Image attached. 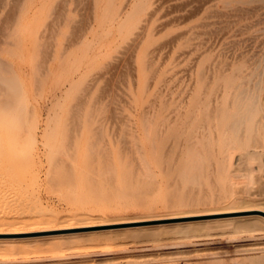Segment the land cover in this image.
<instances>
[{
	"label": "rangeland",
	"instance_id": "rangeland-1",
	"mask_svg": "<svg viewBox=\"0 0 264 264\" xmlns=\"http://www.w3.org/2000/svg\"><path fill=\"white\" fill-rule=\"evenodd\" d=\"M154 1L132 0L125 5L123 11H120L124 6L123 2H126L124 0H0V24L4 26V31L0 32V107L9 105L2 112L9 123L12 122V117L21 120L16 129L7 130H22L31 135L33 132L36 133V138L33 139L31 136V141L0 145V159H10L12 162L10 165L15 166L20 179L16 188L10 185L6 186L7 188L5 185L0 186V207H3L0 209L5 210L4 213H0V224H3L0 225V264H264V120L261 121L262 118L264 119V110L260 109L264 107V38L261 39L262 36L264 37V30H260L263 29L264 20H259L264 16L260 14L261 11L264 12V0H260L263 3V6L262 3L259 4L262 8L256 5L259 0H253L255 4L253 2L248 4L249 0H228V2L161 0V3L164 1L160 3L161 5L158 1ZM157 2L159 6L155 7L158 5ZM205 4L207 6H203ZM222 4H225L226 8H223ZM211 5H214L215 9L222 8L223 14L220 13L222 16L218 17V12L222 11L217 9L218 11L215 12L214 6ZM247 5L249 10H246ZM230 6H234L233 11L240 9L234 12L236 15L232 14L231 10L228 12ZM251 6L256 7L254 8L256 12ZM151 8H154V14L148 11L152 10ZM205 8H210V11ZM241 10H245L242 12L244 18L239 14ZM246 11L248 14L249 11H254L256 14L251 12L250 15L256 17L251 15L250 19H245L248 15ZM226 12L231 13L232 16ZM237 12L242 16L243 21L241 16L238 17L241 20L237 19ZM146 13L148 17L152 15L153 23L150 17L149 20L146 18ZM212 13L216 15L215 18L212 17ZM170 14L175 15L172 17ZM226 14L230 21H235L231 25L229 18H227L228 23L223 20L226 19ZM170 16L171 18L179 16V19L173 21ZM230 16L236 19H231ZM217 17L223 19L217 21ZM208 18L216 22L208 24L210 19L208 22L204 21ZM141 19L149 21L146 22L147 26L145 25L148 29H145L144 25L139 26L145 24ZM250 20L253 22L256 20L258 24L254 25ZM258 20L262 22L259 23ZM160 21L167 26H157ZM222 21L223 24L225 22L224 25ZM250 22L254 26L250 27ZM197 23H201L199 24L201 28L206 24L202 28L206 30L201 31ZM9 24L12 25L11 31H8ZM149 24L152 26L148 27ZM226 24L230 26L229 31L227 30L229 26ZM153 25L160 30L157 31ZM192 25H196L199 29ZM211 25H215L217 29H210ZM189 26H192L193 30ZM239 26L243 28L242 32L241 29L236 30ZM244 26L249 27L244 28ZM223 27L226 29V31L223 29L225 33L221 32ZM141 28H144L143 31L140 30ZM249 28L253 31L258 28L260 31L249 33L252 32ZM184 30L186 32L189 30V34L196 33L193 35L199 41L200 37H197L199 34L202 40L215 39L212 44L214 48L211 46V41L209 44L212 48L209 44L203 45L208 41L201 40L202 42H198L201 49L196 47L194 51V45L189 44L192 47L190 51L191 47H187L188 44L185 43V38L188 36L184 34L186 32L182 33V36L185 35L184 38L179 37ZM140 31H146L145 34L149 31V37H143L145 41L142 39L143 43L138 45L140 38L136 33L140 34ZM203 31L208 33L205 34ZM229 33L233 35L229 36ZM170 34L172 39L174 36L177 37L173 39L175 40L173 43H176L174 52ZM246 36L251 41L253 39V42L251 43ZM186 39L189 40V37ZM191 39L187 43L193 41L194 44L195 40ZM229 40L233 42L240 40V42H234L236 47H232L234 43L232 41L233 44L230 43ZM241 41L242 43L245 41L243 46ZM226 42L230 43L232 48ZM160 43L165 46L162 47ZM68 44H71V47H67ZM153 44L161 45L157 47L160 48L157 49L159 52L157 56L154 55L157 50L154 51ZM177 44L179 46H176ZM184 44L192 53L191 55L188 52L187 55L190 53L193 58L202 50L199 57L202 60L198 59L200 63H194L193 58L192 61L187 60L189 58L185 59L190 63L185 64L183 61L181 63L177 59L179 56L177 58L174 56L177 62L172 60L171 53L177 55L178 53L175 52H183L180 48H184ZM126 45L129 49L125 47ZM221 45L222 47L227 45L229 48L227 46L226 49L219 48ZM161 47L167 52H163ZM208 47L211 48L210 51ZM150 49L153 51L151 53L154 59L156 56V62L154 60L151 68L148 67L149 71L146 72L143 68H147L144 61H146L145 57L149 60L147 54L150 53ZM146 50L148 53L144 56ZM252 51H256L257 55L254 52V56ZM150 54L151 58L153 55ZM168 54L171 57H168L169 61L166 58ZM217 55L221 58L226 56L223 58L226 64L221 60L223 62L221 65L218 62V58H221ZM236 55H239L237 61ZM162 56L166 58L165 62L161 60ZM183 56V59L188 57L186 54ZM113 57H118V62L111 75H104L108 84L92 88V82L101 75L105 65L112 61ZM246 57L250 59L246 60ZM140 58L143 59L139 60ZM182 58L179 57L181 60ZM158 59L163 61L161 67L165 71L157 66L160 65ZM210 60L212 64H209ZM245 60L246 62H243ZM215 61L220 65L215 66ZM175 62L181 64L175 66ZM192 63H194L193 67L190 66ZM204 65L207 66L206 69L211 65L212 70L227 65L226 69L222 67L225 70V78H228L233 69L232 71L240 74L238 76L240 78L236 79L238 82L247 81L246 83L251 85L248 87L246 84L251 89H248L247 102L246 99L242 102L248 108L246 103H249V100L252 103L256 100L253 106L249 104V109L252 110H247L250 121L247 118V121H243V124L234 131V134L239 133L240 137L243 134V138L240 139L238 136L237 138L231 131L230 134L233 135L228 136L229 139H233L231 142L234 144L227 143L238 150H234L235 153L233 148L230 149L232 153L234 152V157L243 151L256 148L255 151L262 154V163L257 158L247 157H242L243 159H239L241 162H237L233 157L228 164L229 160H226L225 153H221L226 145L222 146L223 141H220L222 136L216 137L217 143H215L212 140L214 136H210L205 129L200 128L201 130L197 129L200 133L195 132L197 127L188 126L187 129L184 124L186 127L183 128L182 122L172 123L165 128L156 124L153 126L152 123L149 128L140 125L142 111L148 109L147 106L153 105L147 100L154 99L155 92H159L163 86L160 79L167 78L163 74H168L169 78L174 74L172 72L176 73L179 70L178 72L182 73V69L185 68L184 75L188 77L186 73L188 71V74L193 73V76L197 69L204 70L206 67ZM153 67L157 68L154 70ZM176 67L178 70H174ZM180 67L182 69H179ZM212 70L208 69L212 72H210L211 76L207 70H204L207 71L204 75L209 73L206 76L212 77L214 73ZM155 71L156 74L152 75L151 72ZM151 75L153 77L156 75L154 77L156 80L148 77ZM184 75L182 74L181 77H185ZM180 76L176 77L181 78ZM250 76L253 78L251 79ZM147 77L153 80L150 88ZM189 78H185L186 81L181 78L185 83L180 81L181 84L178 82L177 85L170 84L171 87L173 85L177 87L173 86V89H176L170 91L176 98L186 87ZM157 80L160 81L159 84ZM256 84L260 88L254 93L253 88ZM182 86L185 87L178 94L180 91L178 89ZM85 89L88 90L87 101L83 103L79 115L73 120V107ZM163 89L164 86L161 98L166 100L169 95ZM5 99H12L15 102L5 103ZM259 115L261 117H258ZM254 119L261 121L263 127L257 125L260 123ZM242 126L246 129L244 130ZM145 128L149 129L148 133H144ZM156 128L159 129V136L156 135L158 132ZM250 128L251 131L248 132ZM44 129L45 134L42 135L41 130ZM213 130L210 129L211 133H215ZM192 132L195 134L193 135ZM202 132L205 134L201 136ZM196 133L201 137L204 136L203 140L198 134L195 136ZM257 135H261L258 141L263 142L262 148L258 147V142L257 147L253 149L251 146L255 143ZM228 136L224 142L228 140ZM150 138L154 145L150 143ZM189 138L194 139L193 142L196 140L195 144L191 139L188 140ZM235 140L240 141L237 142V146ZM210 147L212 150L209 149ZM141 153L140 158L138 155ZM223 157L226 164L221 159ZM4 218H7L6 221ZM71 247L73 250L70 249ZM49 249H52V252ZM42 250L46 253L41 252ZM30 251L36 252L28 253ZM19 253L22 255L19 256Z\"/></svg>",
	"mask_w": 264,
	"mask_h": 264
},
{
	"label": "bare ground",
	"instance_id": "bare-ground-1",
	"mask_svg": "<svg viewBox=\"0 0 264 264\" xmlns=\"http://www.w3.org/2000/svg\"><path fill=\"white\" fill-rule=\"evenodd\" d=\"M124 1H126V2H123L124 3V6L122 7V8H120L121 10L120 11H123L124 10V8H125V5H127L128 3H131V1L130 0H124ZM155 1H158L159 2V4L161 3V0L159 1V0H155ZM154 1V2H155ZM164 1H167V0H164ZM163 1V2H164ZM171 1V0H170ZM219 1V0H218ZM217 1V2H218ZM225 1H227L228 2V0H225ZM247 1V0H246ZM256 1V0H255ZM255 1H251V0H249L247 3L249 4V3H251V2H253L254 4H255ZM158 2H157V4H158ZM162 2V3H163ZM210 2V1H209ZM213 2V1H212ZM227 2H225L226 3V6H227ZM231 2V1H230ZM161 3V4H162ZM211 3V2H210ZM233 3V2H232ZM234 3H235V1H234ZM237 3V2H236ZM245 3V2H244ZM247 3H245V4H247ZM258 4H256L257 6L260 4L261 5V1L259 0L258 2H257ZM159 4L158 5H155V7H157V6H159ZM160 4V5H161ZM204 4V3H203ZM207 4V3H206ZM203 5V6H207V5ZM238 4V3H237ZM236 4V5H237ZM187 5V4H186ZM192 5V4H191ZM216 5V4H215ZM223 5V4H222ZM225 5V4H224ZM223 5V8L225 7ZM233 5V4H232ZM235 5V6H236ZM251 5V4H250ZM256 5H254V6H256ZM259 5V6H260ZM151 6H152V3H151ZM200 6V5H199ZM212 6V5H211ZM214 6V5H213ZM212 6V7H213ZM228 6H229V4H228ZM248 6V5H247ZM256 6V7H257ZM258 6V7H259ZM262 6H263V3H262ZM188 8H189V6H187ZM231 7V9L229 8V7H227V10H228V8H229V11L228 12H231V11H233L232 10V8H234V6L232 7V6H230ZM237 7V6H236ZM239 7V6H238ZM256 7H254V8H256ZM258 7H257V9H258ZM261 7V6H260ZM264 7V6H263ZM226 8V7H225ZM246 8V7H245ZM253 8V6H251V9H253L254 11L256 10V9H254ZM262 8V7H261ZM261 8H259V9H261ZM152 9V8H151ZM158 9V8H157ZM157 9H155V10H157ZM206 9V8H205ZM205 9H203V10H205ZM213 9V8H212ZM214 9H215V6H214ZM213 9V10H214ZM218 9V8H217ZM215 9L214 11L215 12H217L218 10L219 11H222V8H221V10L220 9ZM242 9V8H241ZM153 10H154V8L152 9V10H148L149 12L150 11H152L153 12ZM206 10H209L210 11V8H207ZM231 10V11H230ZM236 10H240L239 8H237ZM235 9H234V11L232 12V14L236 11ZM246 10H249V6H248V8H246ZM262 10V9H261ZM119 11V12H120ZM200 11H201V9H200ZM225 11V10H224ZM245 11V10H244ZM244 11H239V12H241V13H239V14H242L243 15V18L245 17V15L242 13V12H244ZM254 11H251V12H254ZM118 12V13H119ZM228 12H226L227 14H231V13H228ZM248 11H246L245 13L246 14H248L247 13ZM250 11H249V16L247 15V17L245 18V19H248L249 17L251 18V15L252 16H254L253 14H251L250 15V13H251ZM256 12V11H255ZM254 12V14H256ZM258 12V11H257ZM148 13V12H147ZM147 13L145 14V16H146V18L148 19L149 17H150V20L152 19L151 18V13H150V15L151 16H147ZM155 13V11L152 13V14H154ZM203 13V12H202ZM223 14V11L222 12H218V17H220V15L221 14ZM236 13V12H235ZM234 13V15H236ZM120 14V13H119ZM176 14V13H175ZM175 14H172V15H175ZM206 14H208L207 12H206ZM210 14V13H209ZM213 14V13H212ZM225 14V13H224ZM225 15L226 16V19H223V18H216V20L218 19L219 21H220V19H223L224 21L226 20V23H228L227 22V18H229V16L228 15ZM232 14H231V16H232ZM260 14L262 15H264V12H260ZM149 15V14H148ZM169 15V14H168ZM171 15V14H170ZM171 15V16H172ZM177 15V14H176ZM179 15H181V14H179ZM237 15H238V12H237ZM257 15H259V13L257 14ZM154 16V15H153ZM163 16H165V15H163ZM171 16H170V18H171ZM211 17L210 15H207V17ZM214 16V18H215V14H213L212 15V17ZM222 16V15H221ZM224 16V15H223ZM230 16V17H231ZM241 15H238L237 16V19H238V17H240ZM120 17H121V15H120ZM168 17V16H167ZM172 17H174V16H172ZM176 17V16H175ZM206 17V18H207ZM236 17V16H235ZM254 17H256V16H254ZM259 17V16H258ZM257 17V18H258ZM264 17V16H263ZM263 17H260L259 18V20H264L263 19ZM145 18V19H146ZM181 18V17H180ZM214 18H212V19H214ZM225 18V17H224ZM233 18H234V16H233ZM232 17H231V19H233ZM243 18H242V16H241V19H242V21H243ZM249 18V19H250ZM144 19V18H143ZM143 19H141V21L143 20ZM160 18H157V20H159ZM162 19V18H161ZM168 19H169V17H168ZM172 20L173 19H175V20H177V19H179V16H178V18H171ZM209 19L210 18H208V20H204V21H209ZM234 19H236V18H234ZM240 19V18H239ZM238 19V20H239ZM240 19V20H241ZM244 19V20H245ZM255 18H253V20H254ZM149 20V19H148ZM145 21V20H143V22L145 23V24H140L139 26H145L146 25V22L148 23L149 21ZM201 20V19H200ZM211 20V19H210ZM215 20V19H214ZM216 20H215V22H216ZM217 20V21H218ZM229 20V22H230V24L229 25H231V23H234L235 21H230V18L228 19ZM237 20V21H238ZM257 20V19H256ZM256 20L253 22L252 20H250L251 22H253L254 23V25L256 24ZM258 20V21H259ZM174 21V20H173ZM178 21V20H177ZM261 21V22H262ZM176 22V21H175ZM210 22L211 23H215V22H213V20H211V21H209V23L208 24H210ZM240 22V21H239ZM245 22H246V20H245ZM245 22H244V24H245ZM250 22V27L251 26H254V25H252L253 23H251ZM260 21H259V23H261ZM151 23V22H150ZM152 23H153V19H152ZM156 23V22H155ZM159 23H161V21L160 22H158V24ZM163 23V22H162ZM161 23V24H162ZM172 23V22H171ZM222 24H223V21L221 22ZM220 23V24H221ZM238 23V22H237ZM139 24V23H138ZM157 24V26H165V25H158ZM199 24H201V23H199ZM198 23H197V26L199 25ZM205 24V23H204ZM203 24V25H204ZM218 24V23H217ZM220 24H218V25H220ZM224 24H225V22H224ZM223 24V25H224ZM240 24V23H239ZM243 24V25H244ZM257 24H258V22H257ZM256 24V25H257ZM217 25V27H219V29H221V27L220 26H218ZM227 26H229L228 24H226ZM238 25V24H237ZM243 25H242V27H243ZM147 26V25H146ZM146 26H145V29H148V28H146ZM150 26H152V25H150L149 24V26L148 27H150ZM154 26V25H153ZM156 26V25H155ZM154 26V27H155ZM167 26V25H166ZM193 26V25H192ZM191 26V27H192ZM196 26V25H195ZM195 26H193V27H195ZM195 27V28H197V29H199L198 27ZM202 26V25H201ZM205 26H206V24H205ZM205 26H202V28L203 27H205ZM209 26V25H208ZM208 26H207V28H208ZM212 26V27H211ZM209 28L211 29V28H215L213 25H211ZM236 26V25H235ZM190 27V26H189ZM190 27V28H191ZM193 27H192V30H193ZM199 27H200V25H199ZM249 27V26H248ZM247 26H244V28H248ZM139 28V27H138ZM156 28V27H155ZM201 28V27H200ZM200 29L201 31L202 30H206V28L205 29ZM225 27H223L222 28V30H221V32L223 31V29H224ZM227 28V27H226ZM230 28V26L227 28V30ZM235 28V27H234ZM260 28H261V26H260ZM142 29H144V28H141L140 30H142ZM188 29V28H187ZM217 28H215V30H216ZM218 29V30H219ZM231 29H232V27H231ZM240 30L241 28H240V26H239V28H236V30ZM243 29V28H242ZM241 29V32L243 31ZM249 29H251V28H249ZM248 29V30H249ZM255 29V28H254ZM258 29V28H257ZM255 29V31L257 32V31H263L264 30V24H263V29L261 28L260 30L258 29ZM156 30L157 31H159L160 30V28L158 29V28H156ZM190 30V29H189ZM189 30H187V32L184 30V31H182L181 32V34L179 35V37L181 36V37H183L184 38V36L185 35H188L187 37H189V40L192 38V39H194L195 40V43L193 44L192 42L191 43H187V41H189L188 39H186L185 38V40H186V44H188L187 45V47H189L190 45L189 44H191V46L192 45H194V48H193V50L195 51L196 50V47H199L200 48V46H198L199 45V43H200V41L202 40V36H197V37H200V41L199 40H196L195 38L196 37H194V35L193 34H196V33H192V35H191V33L189 34ZM191 30V31H192ZM225 31H226V29H224ZM230 30V29H229ZM228 30V31H229ZM235 30V29H234ZM235 30V31H236ZM143 31V30H142ZM149 31H151V30H149ZM148 31V32H149ZM154 31V30H153ZM234 31V32H235ZM250 31H252V32H249V33H253V32H255V31H253L252 29L250 30ZM138 32H139V30H138ZM146 32V31H145ZM145 32H141L140 31V34H138V33H136L137 35H138V37L140 38L139 39V43H138V45L139 44H141V43H143L142 42V39H144L143 37H149V34H148V32H147V34H145ZM184 32H186V33H184ZM194 32V31H193ZM197 32H199V30L197 31ZM204 32V31H203ZM212 32V31H211ZM214 32V31H213ZM215 32H217V31H215ZM218 32H220V31H218ZM217 32V33H218ZM224 32V31H223ZM239 33V35H240V31H238ZM245 32H247V29H246V31ZM244 32V33H245ZM264 32V31H263ZM152 33V32H151ZM151 33H150V35H151ZM176 33V32H175ZM182 33H184L185 35H183L182 36ZM205 34H207L208 33V31H205L204 32ZM225 33V32H224ZM223 33V34H224ZM227 33V32H226ZM258 33H260V32H258ZM133 34H134V32H133ZM132 34V35H133ZM135 34V35H136ZM142 34H144V35H142ZM216 34V33H215ZM223 34H221V36H223ZM230 34H232V33H229V36H230ZM234 34H236V33H234ZM256 34V33H255ZM141 35V36H140ZM191 35V36H190ZM216 35H220V34H216ZM233 35V34H232ZM237 35V34H236ZM241 35H243L242 33H241ZM247 36H251V34H246ZM257 35V34H256ZM259 35V34H258ZM257 35V36H258ZM260 35H261V33H260ZM134 36V35H133ZM154 36V35H153ZM203 36H204V34H203ZM207 36V35H206ZM211 36V35H210ZM215 36V35H214ZM235 36V35H234ZM246 36V37H247ZM249 36V37H250ZM173 37V36H172ZM178 37V38H179ZM217 37V36H216ZM218 37H220V36H218ZM237 37V36H236ZM249 37H247L248 39H249V41H251L250 40V38ZM255 37V36H254ZM254 37H252V38H254ZM168 38V37H167ZM169 38H171V34H170V37ZM177 39V37H173V39ZM220 38H222V37H220ZM220 38H219V40H220ZM229 38V37H228ZM231 38H232V36H231ZM239 38V37H238ZM243 38V37H242ZM262 38H264L263 36L261 37V39ZM133 39V38H132ZM150 39V38H149ZM152 39V38H151ZM172 39V38H171ZM171 39H170V41H171ZM172 39V47H173V52H174V45L176 44V43H173V41L175 42V40H173ZM181 39V38H180ZM191 39V40H192ZM198 39V38H197ZM211 39V38H210ZM212 39H213V37H212ZM223 39V38H222ZM237 39V38H236ZM244 39H245V36H244ZM243 39V40H244ZM260 39V40H261ZM169 40V39H168ZM182 40H184V39H182ZM203 40H205V38H203ZM202 40V41H203ZM218 40V39H217ZM217 40H216V45H217ZM223 40H225V39H223ZM242 40V39H241ZM256 39H254V41H255ZM144 41H145V39H144ZM149 41H151V40H149ZM160 41V40H159ZM177 41V40H176ZM181 41V40H180ZM201 41V42H202ZM205 41H208V40H205ZM209 41H211V40H209ZM208 41V43L207 42H205V43H203V45L204 44H209L210 42ZM213 41H215V39H213ZM213 41H211V46H213V48H214V45H212L213 44ZM230 41V40H229ZM228 41V42H229ZM232 41V40H231ZM230 41V43H232ZM259 41V40H258ZM148 42V41H147ZM167 43L169 42V41H166ZM178 42V41H177ZM183 42V41H182ZM196 42H197V44H196ZM199 42V43H198ZM220 42V41H219ZM228 42H226V44H228ZM235 42V41H234ZM233 42V43H234ZM236 42H240V40L239 41H237L236 40ZM235 42V43H236ZM245 42V41H244ZM244 42L242 43V41H241V43H242V46H243V44H244ZM247 42V41H246ZM253 42V39H252V41H251V43ZM261 42H263L262 40H261ZM136 43V44H137ZM146 43V42H145ZM163 43V42H162ZM170 43V42H169ZM168 43V44H169ZM214 43V44H215ZM230 43L228 44V46L230 47ZM232 43V44H233ZM233 44V45H231L232 47H236L235 45L236 44ZM255 43V42H254ZM258 43V42H257ZM127 44H128V42H127ZM157 44V43H156ZM156 44H153L154 46H155V48H154V46H152L151 47V49H155L154 51H156L158 48L157 47H160L161 45H162V47L163 46H165L164 44H161L160 46H156ZM171 44V43H170ZM180 44V43H179ZM179 44H177L176 46H179ZM225 44V43H224ZM248 44V43H247ZM250 44V43H249ZM259 44V43H258ZM257 44V45H258ZM129 45V44H128ZM182 45V44H181ZM180 45V46H181ZM196 45V46H195ZM200 45H202V43L200 44ZM241 44H239V46H240ZM251 45V44H250ZM253 45V44H252ZM260 45V44H259ZM261 45H263V44H261ZM185 44H184V48H180V49H182L183 50V52H175L177 55H174V54H172L171 52H169V50H168V52L169 53H171V56L173 55V58H172V60H174V61H176L177 59H178V61H180L181 63H182V61L186 64V63H190V61H188V62H186L187 60H191L192 61V53L190 52V51H192V47L190 48L191 50L190 51H188V48L186 47L185 48ZM209 46H210V44H209ZM210 46V47H211ZM218 46V45H217ZM227 46V45H226ZM225 46V47H226ZM227 46V48H229ZM125 47H127L128 48V46L126 45ZM131 47V46H130ZM136 47V46H135ZM135 47H133V49L135 48ZM162 47H161V50L164 52L165 50H163L162 49ZM206 47H207V45H206ZM206 47H205V49H206ZM224 47V46H223ZM222 47V45H221V47H219V48H223ZM224 47V48H225ZM232 47H230V48H232ZM257 48L259 47V48H261L260 46H256ZM264 47V46H263ZM177 48V47H176ZM204 47L202 46V49H203ZM209 48V47H208ZM212 48V47H211ZM211 48H209L208 50L210 51V49ZM241 48V47H240ZM245 48V47H244ZM124 49V48H123ZM129 49V48H128ZM130 49H132V48H130ZM137 49V48H136ZM151 49L149 50V52L151 53V52H153V51H151ZM160 49V48H159ZM158 49V50H159ZM179 49V50H180ZM184 49H185V51H184ZM198 49V48H197ZM201 49V48H200ZM226 49V48H225ZM236 49V48H235ZM234 48H233V50H235ZM255 49V48H254ZM124 50H126V49H124ZM142 50V49H141ZM145 50V49H144ZM158 50H157V52L154 54V55H156L157 53L159 54V52H158ZM219 50V49H218ZM221 50V49H220ZM224 50V49H223ZM232 50V49H231ZM230 50V51H231ZM241 50V49H240ZM239 50V51H240ZM260 50V49H259ZM259 50H258V52H259ZM131 51V50H130ZM176 51H178V49H176ZM202 51V50H201ZM201 51H200V53H198L194 58H193V61H194V63L195 62H197L196 64H198V63H200V62H198V59H199V57L201 56ZM229 51V52H230ZM165 52H167V51H165ZM188 52H190L191 53V55H190V53L187 55V53ZM226 52H228V51H226ZM235 52V51H234ZM255 52V54H256V51H254ZM253 51H252V54L254 53ZM141 53V52H140ZM148 53V51L146 50V52H145V55L144 56H146V54ZM149 53V54H150ZM182 53H184L183 55L185 56V54H186V56H188V57H185L184 59L182 58ZM218 53V52H217ZM221 53V52H220ZM223 53H225V52H223ZM241 54L243 53L242 51L240 52ZM259 53H262V52H259ZM130 54V53H129ZM149 54H147V56H148V58H149V60L145 57V60L146 61H144V62H146V64H148V65H146V64H144L145 66H147V68L148 67H150L151 66V64H153L154 63V60L156 59V56H155V59H154V55L151 53L150 55L152 56L151 58L149 57ZM162 54V53H161ZM180 54V55H179ZM195 54V52L193 53V55ZM208 54H209V52H208ZM216 54V53H215ZM215 54H213L214 56H215ZM219 54V53H218ZM226 54V53H225ZM229 54V53H228ZM232 54V53H231ZM244 54V53H243ZM242 54V55H243ZM248 54V50L246 51V55ZM141 55V54H140ZM169 56H166V58H167V60H168V57H170V54H168ZM191 57H190V56ZM250 55V54H249ZM254 55V54H253ZM257 55V54H256ZM264 55V54H263ZM136 56H137V54H136ZM174 56H176V58H177V56H179L180 58H182V60L181 59H179V57L175 60V57ZM183 56V57H184ZM205 56V55H204ZM214 56H213V58H214ZM228 56V55H227ZM237 56V55H236ZM236 56H235V58L234 59H236ZM251 56V55H250ZM255 56V55H254ZM130 57V56H129ZM141 57V56H140ZM143 57V56H142ZM161 57V55H159V58ZM163 57V56H162ZM217 57H220V56H218L217 55ZM226 57V56H225ZM225 57H220L221 59H219L218 58V62H220V64L221 63H223L222 61H224V59L223 58H225ZM241 57V56H240ZM138 58V57H137ZM166 58L164 59V57H163V59H161V60H163L164 62H165V60H166ZM171 58V57H170ZM187 58H189V59H187ZM191 58V59H190ZM213 58H211V59H213ZM237 58L238 59H236V61L237 60H239V55L237 56ZM247 58V57H246ZM132 59V58H131ZM131 59H130V61H131ZM133 59H134V57H133ZM141 59H143V58H140L139 60H141ZM185 59H187V60H185ZM205 59H207V58H205ZM230 60H232V58H229ZM250 59V58H249ZM248 58L246 59V60H249ZM253 59H255V58H253ZM160 59H158V61H159ZM161 60H160V65L158 64H156L157 66H160L161 67V63L163 62H161ZM185 60V61H184ZM199 60H202V59H199ZM220 60V61H219ZM222 60V61H221ZM246 60L245 61H243V62H246ZM133 61V60H132ZM135 61V60H134ZM148 61V62H147ZM158 61H157V63H158ZM169 61V60H168ZM174 61H171V62H174ZM214 61V60H213ZM217 61V60H216ZM215 61V62H216ZM255 60H253V62H254ZM258 61V60H257ZM155 62H156V60H155ZM177 62V61H176ZM175 62V66L176 65H178V63H180V62H178V63H176ZM202 62V61H201ZM218 62H216L215 64V66H217V64H218ZM232 62V61H231ZM233 62H234V60H233ZM134 63V62H133ZM140 63V62H139ZM180 63V64H181ZM194 63H192V65L190 64V66H192L193 67V64ZM206 64H207V62H205ZM255 63V62H254ZM142 64H143V62H142ZM185 64H184V66H185ZM209 64H212V61L210 60L209 61ZM214 64V63H213ZM220 64H218V65H220ZM223 64H226V61H224V63ZM231 64V63H230ZM140 65V64H139ZM155 65V66H156ZM167 65V64H166ZM187 65H189V64H187ZM208 65V64H207ZM222 65V64H221ZM227 65H229V63L227 64ZM227 65H225V66H219V67H217V69H214L213 67V70L210 68L211 67V65H209L208 67V69H210V70H212L214 73H213V75H212V77H208V76H206V75H208L211 71H208V69H206L207 68V66L206 65H204V66H206L205 68H204V70H207L209 73L208 74H206V75H204L207 71H204V70H199V69H194V70H196L195 71V74L192 76V74H190V72H189V74H188V71L186 72L187 73V75H189L188 77H190L189 79H188V82L186 83V87L185 86H182V88L180 89H178V90H180L179 91V93L178 94H180L181 93V90L183 89V87H185L184 88V90L182 91V93L180 94V96L178 97V98H176V96L174 95V93H171L170 91H171V89H173V86L171 87L170 86V84H175L176 83V85H177V82H178V84L180 83V81H181V83L183 82V80L181 79V78H184V80L186 81V79L185 78H188L187 76H185L184 74V71L186 70L185 68V70L184 69H182L183 68V64L181 65V67L179 68V69H182L183 70V72L181 73V76H182V74L185 76V77H181L180 76V73L178 72L179 70L177 69L178 67H176L174 70H178L176 73L175 72H172V73H174L173 75H171V76H169V78H168V74H163V76H165L166 75V79L164 80L163 78V80L162 79H160V81H161V84L164 86V92H165V90H166V94H168L169 95V98L168 99H166V100H163L162 98H161V93H163V91H162V88H163V86L160 88V90L162 91V92H160V90H159V92L158 91H156V90H154V91H156L155 92V95H153V98L154 99H152V98H150L149 100H147V101H150L151 103H153V105H150V106H152V108L150 107V106H147L148 107V109H144L143 111H142V113H141V115H140V113H139V115H140V125L141 126H143V127H147V128H149V126H150V124L152 123L153 124V126L156 124V126H162V127H166V126H168V125H170V124H172V123H175L176 124V122H182L183 124V126L182 125H180V126H182L183 128L184 127H186L187 126V129H188V126H195V127H197L196 128V130H195V132L197 131V129H205V131L207 130L208 132H209V134H210V136L211 135H213L212 137L214 138H212V140H214L215 141V138L216 137H219V136H222V139L220 140V141H223V143H222V146L224 145V144H226V145H224V149H223V151L221 152V153H225V157H227V159L226 160H229V162H228V164L229 163H231L230 161H232V158L234 157L233 156V153L235 152L236 153V151H238V150H236L235 148H233L232 146L230 147L229 146V144L227 143V142H229V143H233V142H231L233 139L232 138H230L229 139V136L228 135H230L231 136V134H230V132L232 131L233 132V134L235 133L234 131H235V129H238V126H241V124H243V121H247V116H249L248 115V113H249V111H247L248 109H249V104H252L251 106H253L254 104H255V101L256 100H252L253 101V103L249 100L248 102L249 103H246V105L248 106V108H246V106H244L243 105V101H244V99H246V101L245 102H247V99H248V89L250 90L251 88H248V87H250L251 85L249 84H247L248 82L247 81H244V83H245V85H244V83H242L241 81L240 82H238L236 79H237V77L238 76H240V74H238V73H235V71H232L231 70V72H230V75L228 76V78H225V75L226 74H224L225 73V70H223V68L222 67H224L225 69H226V66ZM250 65V64H249ZM136 66V65H135ZM134 66V67H135ZM171 66L173 67V64H171ZM174 66V67H175ZM189 66V67H190ZM196 65H194V67H195ZM202 66V65H201ZM203 66V67H204ZM248 65H246V68H248L247 67ZM141 67V66H140ZM143 67V66H142ZM187 67V66H186ZM144 69H146V72L147 71H149V68H148V70H147V68H145V67H143ZM151 68V67H150ZM154 68V70L157 68V67H153ZM153 68H152V70H153ZM169 68H171V67H169ZM216 68V67H215ZM220 68V69H219ZM228 68V67H227ZM161 69H162V67H161ZM164 69H165V67H164ZM172 69V68H171ZM188 69V68H187ZM256 69V68H255ZM263 69V68H262ZM261 69V70H262ZM151 70V69H150ZM151 70V71H152ZM153 70V71H154ZM163 70V69H162ZM161 70V71H162ZM170 70V69H169ZM173 70V71H174ZM181 70V71H182ZM189 70V69H188ZM190 70H192V68L190 69ZM193 70V71H194ZM229 70V69H228ZM228 70H226V71H228ZM251 70V69H250ZM159 71V70H158ZM160 71V72H161ZM163 71H165V70H163ZM166 71H168V69H166ZM192 71V72H193ZM241 71H243V70H241ZM254 70H252V72H253ZM145 72V73H146ZM250 72V71H249ZM248 72V73H249ZM259 72V71H258ZM261 72V71H260ZM140 73V72H139ZM152 73V75L153 74H156V71L155 72H151ZM151 73H149V74H151ZM166 73V72H165ZM168 73V72H167ZM177 73H179V74H177ZM212 73V72H211ZM211 73H210V76H211ZM254 73V72H253ZM262 73V72H261ZM141 74V73H140ZM179 75L181 78H177L176 76L177 75ZM242 74V73H241ZM256 74H258V73H256ZM255 74V75H256ZM148 76L149 78H153L154 79V77L156 76ZM159 75H160V73H159ZM243 75V74H242ZM255 75H253L254 77H255ZM261 75V74H260ZM147 76V75H146ZM253 76L251 77V79L253 78ZM257 76V75H256ZM134 77H135V75H134ZM136 77H138V76H136ZM148 77H147V79H148ZM159 77V76H158ZM208 77V78H207ZM238 78H240V77H238ZM146 79V78H145ZM178 79H181V80H179L178 81ZM136 80H137V78H136ZM152 80V79H151ZM151 80H149L148 79V84H149V87L148 88H150V84L152 85V81ZM154 80H156V78L154 79ZM256 80V79H255ZM151 83H150V82ZM160 81H158L157 80V82H158V84H159V82ZM139 82V81H138ZM163 82V83H162ZM247 82V83H246ZM260 82V81H259ZM258 82V83H259ZM145 83H146V81H145ZM180 83V84H181ZM183 83H185V82H183ZM246 84L248 85V87L246 86ZM176 85L174 86V87H176ZM254 85V84H253ZM145 86V85H144ZM147 86V85H146ZM178 87H180V85H178ZM254 87V86H253ZM255 87H258V88H255ZM255 87L253 88V90H254V93L256 92L257 93V91L259 90V88H260V86L259 85H255ZM138 88H140V87H138ZM147 87H146V90L148 89ZM158 88V87H157ZM177 88V87H176ZM176 88H174V89H176ZM154 89H156V88H154ZM173 89V90H174ZM256 89H258V90H256ZM158 90V89H157ZM172 90V91H173ZM252 90V91H253ZM153 91V92H154ZM146 92V91H145ZM167 92H169V93H167ZM258 94H259V92H258ZM165 95V94H164ZM251 95H252V93H251ZM167 96V95H166ZM249 96H250V91H249ZM252 96H254V94L252 95ZM163 97V96H162ZM165 97V96H164ZM258 97V96H257ZM257 97H256V99H257ZM144 98V97H143ZM250 98V97H249ZM252 98V97H251ZM139 99V98H138ZM152 100H154L153 102H152ZM262 100V99H261ZM8 101H10V102H12V103H14L15 101H12V99H9ZM251 102V103H250ZM11 103V104H12ZM146 103H148L149 104V102H146ZM260 104H261V102H260ZM147 105V104H146ZM6 106H9V105H5V107H3V106H1L0 108H2V109H0V145H10V144H13V143H20V142H23V141H31L30 139H31V136H32V138L33 139H35L36 138V133L35 132H33V135H31V133H29V132H26V131H22V130H14V131H11V130H7V129H10V128H17V124H19L20 122H21V120L20 119H15V118H13L12 117V119H11V121L12 122H8L9 120L6 118V116H4V114L2 113L3 111H4V109L6 108ZM250 106V107H251ZM258 106H259V104H258ZM263 106V105H262ZM11 107V106H10ZM149 107H150V109H149ZM256 107V106H255ZM254 108V107H253ZM264 108V107H263ZM263 108H260L261 110H264ZM141 109V108H140ZM259 109V108H258ZM250 111L252 110V108H250L249 109ZM260 110V111H261ZM141 111V110H140ZM248 112V113H247ZM150 115H149V114ZM254 113V112H253ZM260 113V112H259ZM147 114H148V116H147ZM263 115V114H262ZM246 117V118H245ZM258 117H261V115H259ZM257 117V118H258ZM263 117V116H262ZM252 118V117H251ZM257 118H255V119H257ZM250 118H248V121H250L249 120ZM254 119V120H255ZM259 120H260V118H258ZM13 120H14V123H16V124H14L13 123ZM264 119L262 118V120L261 121H263ZM245 121V122H246ZM256 121V120H255ZM254 121V122H255ZM261 121H256V122H261ZM255 122V123H256ZM254 123V126L257 124H255ZM1 124H3V125H1ZM177 124H179V123H177ZM186 126H185V125ZM261 124H263V123H260V124H257V125H259V126H262ZM15 126V127H12V126ZM245 125H247V124H245ZM244 125V126H245ZM254 126H253V129L254 130H256L255 128H254ZM2 127V128H1ZM195 127H193V128H195ZM243 127V126H242ZM247 127V126H246ZM263 127V126H262ZM147 128H145V129H143V130H145V132L144 133H148L149 132V129L147 130ZM151 128V127H150ZM155 128V127H154ZM159 128V127H158ZM249 128V127H248ZM256 128H259V127H257L256 126ZM264 128V127H263ZM3 129V130H2ZM180 129V128H179ZM192 129V128H191ZM200 129V130H201ZM210 129L211 130H213V132H215V133H211V131H210ZM243 129H244V127H243ZM242 129V130H243ZM246 129V128H245ZM244 129V130H245ZM151 130H152V128H151ZM150 130V131H151ZM156 130L158 131L159 129H157L156 128ZM155 130V131H156ZM181 130V129H180ZM241 130V129H240ZM239 130V131H240ZM241 130V131H242ZM251 131V128L250 129H248L247 131L248 132H250ZM253 130V131H254ZM258 130V129H257ZM148 131V132H147ZM161 131V130H160ZM164 131H165V129H164ZM191 131H193V130H191ZM191 131H190V133H191ZM202 131H204V130H202ZM240 131V132H241ZM252 131V132H253ZM261 131V130H260ZM263 131H264V129H263ZM41 132H42V135H44L45 134V129L44 130H41ZM195 132H194V134H195ZM197 132H199V131H197ZM207 132V133H208ZM255 132V131H254ZM161 133V132H160ZM200 133V132H199ZM237 133H238V131H237ZM149 134H152V133H149ZM156 134V133H155ZM155 134L153 135L154 137H155ZM181 134V133H180ZM187 134V133H186ZM192 134H193V132H192ZM193 134V135H194ZM197 134L198 133H196V135L195 136H197ZM202 134L204 135L205 133L204 132H202L200 135L202 136ZM232 134V135H233ZM239 134V133H238ZM238 134L236 135V134H234V135H236V137L238 136ZM245 134H247V133H245ZM245 134H244V136H245ZM254 134H256V133H254ZM146 136L148 135V134H145ZM156 135H158L159 136V131L157 132V134ZM161 135V134H160ZM179 135V134H178ZM199 135V134H198ZM199 135V136H200ZM240 135V134H239ZM146 136H145V138H146ZM189 136H192V135H190L189 134ZM200 136V137H201ZM227 136H228V140L227 141H225L224 142V139L225 138H227ZM243 136V134L241 135V137ZM258 136V135H257ZM256 136V140H255V143L253 144L252 142H254V140L252 141V142H250V143H252V146H251V148H255V147H257V144L256 143H258V147H260L261 146V148H262V143H260V140L258 141V138L261 136H258L257 137ZM150 137L152 138V135H150ZM157 137V136H156ZM193 137V136H192ZM200 137H198V138H200ZM204 137V136H203ZM203 137H201L202 138V140H203ZM205 137H207V135L205 136ZM240 139H241V137L240 136H238ZM237 137V138H238ZM245 137H248L247 135L245 136ZM244 137V138H245ZM250 137V136H249ZM251 137H252V135H251ZM150 138V143H153V141H152V139ZM188 138V137H187ZM208 138H210V137H208ZM234 138V137H233ZM243 138V137H242ZM262 138H263V135H262ZM147 139H148V137H147ZM157 139H158V137H157ZM192 140V138H189L188 140ZM194 139H197V137L195 138L194 137ZM193 139V140H194ZM232 139V140H231ZM239 139V140H240ZM247 139V138H246ZM245 139V140H246ZM255 139V138H254ZM181 140H182V137H181ZM193 140H192V142H193ZM201 140V139H200ZM202 140H201V142H202ZM226 140V139H225ZM230 140V141H229ZM239 140H235L236 141V145L235 146H237V142L239 141ZM161 141V140H160ZM196 141V140H195ZM194 141V142H195ZM199 141V140H198ZM208 141H210V140H208ZM208 141H206V143L208 142ZM241 141V140H240ZM240 141H239V143H240ZM257 141V142H256ZM262 141V140H261ZM189 142V141H188ZM193 142V143H194ZM204 142V141H203ZM243 142H244V140H243ZM246 142H247V140H246ZM190 143V142H189ZM200 143V142H199ZM205 143V142H204ZM203 143V144H204ZM208 143H210V142H208ZM212 143V142H211ZM210 143V144H211ZM215 143H217L216 141H215ZM214 143V144H215ZM242 143V142H241ZM245 143V142H244ZM168 144V143H167ZM171 144V143H170ZM180 144H181V142H180ZM188 144V143H187ZM195 144V143H194ZM228 144V145H227ZM234 144V143H233ZM233 144H231V145H233ZM248 144V143H247ZM256 144V145H255ZM153 145H154V143H153ZM152 145V146H153ZM179 145V144H178ZM184 145V144H183ZM199 145V144H198ZM251 145V144H250ZM255 145V146H254ZM162 146V145H161ZM180 146V145H179ZM188 146V145H187ZM203 145L201 144V147H202ZM205 146V145H204ZM209 145H207V147H208ZM211 146V145H210ZM214 146V145H213ZM213 146H211V147H213ZM234 146V145H233ZM241 146V145H240ZM248 146V145H247ZM254 146V147H253ZM7 147V146H6ZM172 147V146H171ZM178 147V146H177ZM181 147V146H180ZM189 147H191V145L189 146ZM188 147V148H189ZM194 147V146H193ZM211 147L209 148V149H211ZM215 147V146H214ZM239 147V146H238ZM244 147V146H243ZM249 147V146H248ZM156 148V147H155ZM179 148V147H178ZM197 148V147H196ZM196 148L194 149V150H196ZM200 148V147H199ZM206 148V147H205ZM233 148V149H232ZM241 148V147H240ZM264 148V147H263ZM157 149V148H156ZM171 149V148H170ZM180 149V148H179ZM230 149H232L233 151L234 150H236V151H234L233 153H232V151L230 150ZM245 150H247L246 148H244ZM250 149V148H249ZM256 149V148H255ZM255 149L254 150H250V151H246V152H244L243 151V153H239V152H237V153H239V155L238 154H236V156L234 157L236 160L235 161H237V162H241V161H239V159H241L242 157L243 158H248V159H259L258 161H260V163H262L263 162V157H261L262 156V154L261 153H259L257 150L255 151ZM139 150H140V148H139ZM151 150H152V148H151ZM186 150V149H185ZM190 151H192L191 149H189ZM207 150V149H206ZM212 150V149H211ZM214 150V149H213ZM216 150V149H215ZM214 150V151H215ZM243 150V149H242ZM153 151V150H152ZM166 151H168V150H166ZM140 152V151H139ZM155 151H153V153H154ZM187 152V151H186ZM137 153H138V151H137ZM165 153V152H164ZM211 153V152H210ZM263 153V152H262ZM139 154V153H138ZM137 154V155H138ZM264 154V153H263ZM141 155H142V153L140 154V155H138V156H140V158H141ZM207 155H209V153H207ZM224 155V154H223ZM221 157V156H220ZM225 157H223V158H221L222 159V161H224V158ZM143 158V157H142ZM242 158V159H243ZM220 159V160H221ZM1 161H0V186L1 185H3V187H4V185H5V187L6 186H17L18 187V185H19V178H18V176H19V174H18V172H17V170L14 168L15 166H13V165H10V164H12V162H11V160L10 159H7V160H4V159H0ZM247 160V159H246ZM243 161V160H242ZM245 161V160H244ZM225 162V161H224ZM248 162V161H247ZM234 163H236V162H234ZM233 163V164H234ZM249 163V162H248ZM254 163H256V162H254ZM225 164H226V162H225ZM227 164V165H228ZM237 164V163H236ZM251 166V165H250ZM20 186H21V182H20ZM7 188V187H6ZM16 188V187H15ZM8 189H10V188H8ZM10 191H11V189H10ZM8 192V191H7ZM7 195V194H6ZM10 195V194H9ZM0 208H2L3 209V207H0ZM3 211H5V210H1L0 209V213L1 212H3ZM4 213V212H3ZM6 213V212H5ZM1 216V215H0ZM5 219V218H4ZM7 219V218H6ZM6 219H5V221H6ZM27 219V218H26ZM30 219V218H29ZM1 220V219H0ZM2 220H3V218H2ZM21 220V219H20ZM28 220V219H27ZM13 221V220H12ZM17 221H18V219H17ZM24 222H25V220H23ZM22 221V222H23ZM29 221V220H28ZM38 220H36V222H37ZM40 221V220H39ZM4 222V221H3ZM8 222H10L9 220H8ZM30 222V221H29ZM28 222V223H29ZM5 223V222H4ZM17 223V222H16ZM25 223H27V222H25ZM9 224V223H8ZM31 224V223H30ZM36 224V223H35ZM0 225H3V224H0ZM29 225V224H28ZM34 225V224H33ZM39 225V224H38ZM58 247V246H57ZM56 247V248H57ZM75 247V246H74ZM81 247V246H80ZM93 247H94V245H93ZM76 248V247H75ZM92 248V247H91ZM258 248V247H257ZM60 249V248H59ZM71 250H73L72 249V247L70 248ZM70 249H67V250H70ZM78 249V248H77ZM77 249H75V251L77 250ZM82 250H83V248H81ZM81 249H79L80 251H81ZM85 249H87V248H85ZM47 250V249H46ZM50 250V249H49ZM249 251H250V249H248ZM31 251H34V250H31ZM31 251L30 252H28V253H31ZM44 250H42L41 252H43ZM51 252H52V249L50 250ZM55 251V250H54ZM56 251H58V250H56ZM25 252V251H24ZM36 252V251H35ZM35 252H33L34 254H35ZM39 251H37V253H38ZM63 252V251H62ZM74 252V251H73ZM77 252V251H76ZM33 253H31V254H33ZM44 254L46 253V251L45 252H43ZM12 254V253H11ZM25 255H27L26 253H24ZM24 254H23V256H24ZM30 254V255H31ZM41 254V253H40ZM39 254V255H40ZM8 255H9V253H8ZM15 255V254H14ZM18 255V254H17ZM22 254L21 253H19V256H21ZM38 255V254H37ZM125 261V260H124ZM123 262V261H122ZM121 264V263H120ZM126 264V263H125Z\"/></svg>",
	"mask_w": 264,
	"mask_h": 264
},
{
	"label": "snow or ice",
	"instance_id": "snow-or-ice-1",
	"mask_svg": "<svg viewBox=\"0 0 264 264\" xmlns=\"http://www.w3.org/2000/svg\"><path fill=\"white\" fill-rule=\"evenodd\" d=\"M12 25L9 24L8 25V31H11ZM4 31V26L3 24H0V32ZM67 47H71V44H68ZM118 62V57H113L112 61H109V63L107 65H105L104 69L101 72V75L99 77H97L96 80H94L91 84L92 88H98L100 87L101 84L107 85L108 81L104 79V75L105 74H112L113 68L115 67L116 63ZM87 97H88V90L85 89L80 97L78 98L77 102L75 103L74 107H73V112H72V119L75 120L77 118V116L79 115V110L81 108V106L83 105V103H85L87 101ZM5 103H10V101H8L7 99H5Z\"/></svg>",
	"mask_w": 264,
	"mask_h": 264
}]
</instances>
